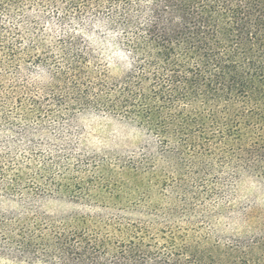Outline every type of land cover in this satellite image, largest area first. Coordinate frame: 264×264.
Instances as JSON below:
<instances>
[{
	"label": "trees",
	"instance_id": "trees-1",
	"mask_svg": "<svg viewBox=\"0 0 264 264\" xmlns=\"http://www.w3.org/2000/svg\"><path fill=\"white\" fill-rule=\"evenodd\" d=\"M87 25L113 34L120 74ZM22 65L46 82L14 81ZM79 113L134 125L147 146L111 162L36 140ZM244 177L264 183V0H0V200L23 207L0 211V258L264 264V220L232 201ZM42 197L108 213L54 216ZM237 214L245 230H217Z\"/></svg>",
	"mask_w": 264,
	"mask_h": 264
},
{
	"label": "rangeland",
	"instance_id": "rangeland-1",
	"mask_svg": "<svg viewBox=\"0 0 264 264\" xmlns=\"http://www.w3.org/2000/svg\"><path fill=\"white\" fill-rule=\"evenodd\" d=\"M41 25L51 35H57L60 31L58 22L54 17ZM82 31L83 36L92 45L101 60L107 63L112 75L120 74L127 67L126 58L113 43V34L97 25H87ZM46 41H51V37ZM32 52L37 53L38 50ZM7 78H10L9 75L4 77L6 80ZM14 78L17 83L24 82L29 85H40L47 80L43 71L26 65L18 68ZM59 136L55 137L54 134L48 133L43 137H36V140L43 138L49 145L62 144L67 149L72 148L83 153V158L102 157L111 162L142 152L148 141L147 135L134 125L96 113L77 114ZM232 197L236 208L250 209L264 220V183L262 181L254 177H244L236 184ZM32 205L39 211L54 216L75 211L90 215L97 213L106 215L108 213L106 209L99 206L78 205L55 197H42ZM22 209L21 204L17 202L0 200V211H20ZM216 225L217 230L223 234L240 233L247 228V224L242 221L240 214L235 215L230 221L225 215L220 216ZM0 264L43 263L15 262L0 258Z\"/></svg>",
	"mask_w": 264,
	"mask_h": 264
}]
</instances>
